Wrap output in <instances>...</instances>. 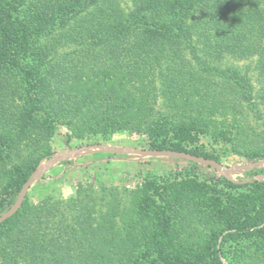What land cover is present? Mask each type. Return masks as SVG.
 <instances>
[{"label":"rangeland","instance_id":"rangeland-1","mask_svg":"<svg viewBox=\"0 0 264 264\" xmlns=\"http://www.w3.org/2000/svg\"><path fill=\"white\" fill-rule=\"evenodd\" d=\"M0 2L9 30L34 33L29 51L12 52L18 67L0 70L11 87L9 96L0 89V201L44 157L19 214L0 223V264H55L28 248L61 239L69 241L61 259L73 264H212L216 233L224 264H264V233L252 228L264 218V164L254 160L264 157V0L198 4L212 20L206 25L203 10L190 18L198 23L194 48L180 39L153 54L61 46L46 60L49 36L30 25L35 0ZM134 6L117 1L125 15ZM62 67L81 72L78 82L59 85L65 111L12 97L22 85L26 94L29 78L49 82ZM89 115L99 120L87 126ZM183 127L196 134L181 147L234 170L99 148L67 156L91 145L178 147L174 130ZM36 221L48 233L32 234ZM55 247L48 260L57 259Z\"/></svg>","mask_w":264,"mask_h":264},{"label":"trees","instance_id":"trees-1","mask_svg":"<svg viewBox=\"0 0 264 264\" xmlns=\"http://www.w3.org/2000/svg\"><path fill=\"white\" fill-rule=\"evenodd\" d=\"M117 1L118 0H35L33 5L30 4L28 7V13L32 20L30 25L32 27H39V29L45 31L49 36V40L45 48H43V59L46 60L45 56L47 53L53 52L61 46L75 48L86 47V50L95 49L110 53L115 51L144 53V51L146 52L148 50L150 54H153L154 51L160 53L162 49L176 47V40L180 39L184 42L185 47L194 48L193 45L198 31V23L196 21H189L190 18H193L196 13L203 10V14L206 15L204 20L208 21L206 25L210 24L212 20L211 17L208 16L209 13L207 10L198 9V4H202L203 2L209 3L210 0H131L133 4L135 3L137 6H134L133 9L129 11L128 15L119 11L117 8ZM1 10L0 2V70H5V73L0 74L6 76L8 72L7 68H16L20 63L19 59L15 58L12 52L15 51L19 55L26 50L29 51L33 38L32 35L34 33L30 35L28 31L21 32V30H18L15 32L9 30L8 27L2 23ZM39 31L41 32V30ZM166 38H170L171 43H165ZM92 69L93 67L89 66L88 70L90 71ZM129 70L130 72H136V67H130ZM95 72V75H99L102 71L98 66H95ZM80 76L81 72L62 67L60 70L52 73L49 82H45L43 78L38 77V80L31 84L34 79L29 78L30 81L27 80L26 83H28L27 86L30 90L28 89L26 94L22 93V95H20L19 93L23 85L22 87L13 89L11 94L13 98L16 96L24 98L25 96L23 99L25 102H29L33 97V101L29 104L31 107H35V104H37L40 108L55 109V111L58 112L57 114H59L68 108V104L65 103L62 86L59 85L63 83L70 85L76 83L79 81ZM4 82L5 80L0 76V89L2 93L7 92L6 94L9 96L10 93L8 90L11 87L6 86L7 83ZM13 100L14 99H11L10 101ZM88 120L91 121V123H88L87 126H90L94 125L99 119L98 117L89 115ZM174 131L180 140H178V147L167 148L163 145L159 146L158 149H171L214 159L200 153L185 150L184 147H181L183 141L192 139L193 135L196 134L191 128L183 127V129H176ZM43 158L44 157H41L33 167L24 174L15 191L0 201V214L7 212L15 204L24 184L36 170ZM254 160L262 161L264 157L261 156ZM225 181L231 185L235 183L233 181ZM83 208L81 207V210ZM17 214H19V212ZM39 224V221L32 224L35 227L31 233L34 235L37 232H43L42 234L48 233L47 230L43 229L42 225ZM252 228L257 230L259 235H262L264 233V218L256 220ZM235 229L236 228L232 230ZM236 230L238 232H244L242 227ZM51 231L52 234L55 235L54 230L51 229ZM37 236L41 237L40 234ZM222 236L223 233H216L210 239L209 249L212 254V264H224L219 246V241ZM34 237L35 236L27 239L29 243L34 242ZM63 240L64 239L54 242L59 250V253L56 255L57 259H47L48 253L54 254L56 248L55 245H51L52 243L48 241L41 243V247L32 245L28 250L30 253L37 252L38 248L41 249L40 251L45 250L42 252L44 254L41 255V258H38L42 263L52 261L55 264H73L70 259H61L63 258V254L67 253L66 248L69 243V241H64V243H62ZM61 244L63 245L61 246ZM50 249L53 252H48ZM34 255L35 254H30V258ZM33 260L38 261L35 257H33ZM86 264L99 263L89 260Z\"/></svg>","mask_w":264,"mask_h":264},{"label":"water","instance_id":"water-1","mask_svg":"<svg viewBox=\"0 0 264 264\" xmlns=\"http://www.w3.org/2000/svg\"><path fill=\"white\" fill-rule=\"evenodd\" d=\"M93 148H99V149H102V150H104L106 152H110V153H134V154H139V155L148 156V157L166 156V157H172V158H177V159H183V160L191 161V162H194V163L206 166V167H211L215 170H218L221 173H224L225 171H233L234 170L232 167H230V168L224 167L221 163H219L215 160H212V159H208V158L198 156V155H193L191 153L179 152V151H173V150L148 151V150H140V149L105 147L103 145H91V146H86V147H82L80 149H77V150L73 151L72 153H69L67 156L74 154V153H79L81 151L90 150ZM260 162L264 164V160H262ZM40 173H41L40 168L36 169L32 173L30 178L24 184V186L20 192V195H19L17 201L15 202V204L13 205V207L0 218V223H2L6 219L14 216L18 212V210L20 209V207H21V205H22V203H23V201L27 195V192H28L30 186L33 184L35 179L40 175Z\"/></svg>","mask_w":264,"mask_h":264}]
</instances>
